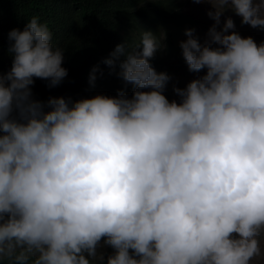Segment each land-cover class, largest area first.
<instances>
[{
    "label": "clouds",
    "instance_id": "clouds-1",
    "mask_svg": "<svg viewBox=\"0 0 264 264\" xmlns=\"http://www.w3.org/2000/svg\"><path fill=\"white\" fill-rule=\"evenodd\" d=\"M214 21L180 42L179 102L150 64L165 39L139 29L103 63L131 96L33 97L67 76L38 15L8 33L0 74V264H253L264 258V0H195ZM133 11V9H131ZM218 26L219 30H218ZM231 30V31H230ZM139 49V50H137ZM123 57V59H121ZM98 66L89 74L94 86ZM110 247L107 255L98 249Z\"/></svg>",
    "mask_w": 264,
    "mask_h": 264
},
{
    "label": "trees",
    "instance_id": "trees-1",
    "mask_svg": "<svg viewBox=\"0 0 264 264\" xmlns=\"http://www.w3.org/2000/svg\"><path fill=\"white\" fill-rule=\"evenodd\" d=\"M184 5L183 0H0V74L7 72L12 63L9 31L22 30L27 19L38 15L47 21L53 43L65 49L62 66L67 76L52 87L47 80L34 78L31 87L35 99L46 102L49 97L77 100L97 94L115 96L119 90L131 96L133 86L125 85L117 75L118 65L110 68L103 60L117 44L138 41L139 29L165 34L150 64L157 72L181 78L184 88L200 72L188 70L179 47L185 30L198 24ZM94 66L99 70L92 86L89 74Z\"/></svg>",
    "mask_w": 264,
    "mask_h": 264
},
{
    "label": "rangeland",
    "instance_id": "rangeland-1",
    "mask_svg": "<svg viewBox=\"0 0 264 264\" xmlns=\"http://www.w3.org/2000/svg\"><path fill=\"white\" fill-rule=\"evenodd\" d=\"M185 2L184 9L186 13L194 16L198 20L197 26L194 28V35L199 38L200 43H204L207 39L208 29L212 26L214 21L207 15V12L210 10V5L207 3H196L195 0H183ZM227 17H231L235 24V31H238L242 37L251 36L258 44L261 41H264V30L259 28H252L247 24H241V18L235 15L232 11H226L221 16V25ZM218 26V30L219 27ZM231 31V30H230ZM187 37L184 36L183 40H186ZM206 70H201L199 76H202ZM192 79H196L193 77ZM182 79L171 78L169 81L164 94L169 99V101L175 99L179 101V97L173 92V86L182 88L181 86ZM110 247H105L98 249V252H104L105 256L111 252ZM253 264H264V258H261L259 261H253Z\"/></svg>",
    "mask_w": 264,
    "mask_h": 264
}]
</instances>
